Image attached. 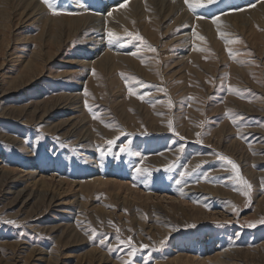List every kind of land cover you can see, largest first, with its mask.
<instances>
[{
    "label": "rangeland",
    "instance_id": "374dc122",
    "mask_svg": "<svg viewBox=\"0 0 264 264\" xmlns=\"http://www.w3.org/2000/svg\"><path fill=\"white\" fill-rule=\"evenodd\" d=\"M183 1L0 0V264H264V0Z\"/></svg>",
    "mask_w": 264,
    "mask_h": 264
},
{
    "label": "bare ground",
    "instance_id": "6f19581e",
    "mask_svg": "<svg viewBox=\"0 0 264 264\" xmlns=\"http://www.w3.org/2000/svg\"><path fill=\"white\" fill-rule=\"evenodd\" d=\"M31 1H33V0H31ZM117 1H119V0H113V5H116V4H114L115 2H117ZM136 1H138V0H136ZM140 1V0H139ZM170 1V0H169ZM181 1H183V0H181ZM207 1H209V0H188V2L189 3H193V4H195V3H200V4H202V3H205V2H207ZM108 2V1H107ZM137 3H139V2H135L134 3V1H131V2H129V4H128V8L130 7V6H132V5H134V4H137ZM183 3H185V4H188V3H186V2H184L183 1ZM259 3V2H258ZM103 4V3H102ZM31 4H28V6H30ZM183 5V4H182ZM259 5H261V6H264V3H262V4H258L257 6H259ZM101 6H104V9H106L107 8V6L106 5H101ZM109 6V5H108ZM172 6V5H171ZM89 7V6H88ZM185 7H187V6H185ZM256 7V6H255ZM255 7H253L252 9H250V10H246V11H249V13H250V16H252L253 17V19H255V20H257L258 19V16H260L259 14H260V11H261V7L259 6L258 8H255ZM257 9H260V10H257ZM121 10H123V9H121ZM39 11V10H38ZM245 11V12H246ZM99 12V11H98ZM118 12V11H117ZM115 13V14H118V13ZM264 12V11H263ZM162 13V10L160 11V14ZM244 12H242L241 14H243ZM36 14V13H35ZM245 14V13H244ZM37 15V14H36ZM193 15V14H192ZM38 16H39V14H38ZM48 16V15H47ZM249 16V17H250ZM261 17V16H260ZM260 17H259V19H260ZM116 18H117V16L112 20V22L113 23H111V25H114V23H115V21H116ZM190 18V17H189ZM188 18V19H189ZM80 20H77V21H70V25H72V26H74V31L75 30H77V28H78V26H77V23L76 22H78V21H81L82 20V26L81 27H83L87 22L89 23V21H90V24H91V27H88V28H91V31H93V33H92V35H95V37H98V36H100L103 32H102V30H106L105 29V26L106 27H110L111 25L107 22V23H105V24H103V23H101L99 20H98V18L97 17H95V16H89V15H83V17L82 18H79ZM262 19V18H261ZM217 20V19H216ZM248 20V19H247ZM193 21H194V23H198V21L195 19H193ZM215 21V20H214ZM260 21V20H259ZM110 22V21H109ZM181 22V21H180ZM202 25V24H201ZM76 26V27H75ZM100 27H103L102 29H100ZM208 27V26H207ZM195 28V27H194ZM203 28V27H202ZM216 28V27H215ZM114 29V28H113ZM119 29V28H118ZM209 29V28H208ZM211 29V28H210ZM226 29V28H225ZM79 30V29H78ZM111 30V29H110ZM116 30V29H115ZM200 30V29H199ZM203 30V29H202ZM90 31V30H89ZM100 33V34H96V33ZM114 32V31H113ZM87 33V32H86ZM80 35V34H79ZM84 35V34H83ZM194 35V34H193ZM206 35V34H205ZM88 36V35H87ZM183 36V35H182ZM188 36V35H187ZM210 36V35H209ZM189 37V36H188ZM184 38V37H183ZM182 38V39H183ZM190 38V37H189ZM197 38V37H196ZM193 39H195V38H193ZM103 45H102V43H101V41L100 40H98V42L94 45V49H97V48H99V47H102ZM110 53V52H109ZM108 52L107 53H105V55L103 54V56H102V58L100 59V62H98L99 63V65L100 66H103L104 64L106 65V63H107V60H109V59H114L113 58V56L111 55L110 56V54H109ZM98 59H99V57H98ZM109 65V64H108ZM173 160V159H172ZM165 163V162H164ZM167 163V162H166ZM103 183H105V181L103 182ZM115 184V183H114ZM187 195V194H186ZM202 260V259H201ZM203 262H205V261H203Z\"/></svg>",
    "mask_w": 264,
    "mask_h": 264
},
{
    "label": "snow or ice",
    "instance_id": "6c2138e0",
    "mask_svg": "<svg viewBox=\"0 0 264 264\" xmlns=\"http://www.w3.org/2000/svg\"><path fill=\"white\" fill-rule=\"evenodd\" d=\"M44 3H46L50 9H53V3H52V0H43ZM186 3H188V7H189V10L190 11H193L195 12L196 8L198 7H206L205 4H200V3H189L188 0H185ZM209 2H215V0H209ZM53 11L55 12V9H53ZM215 22V21H214ZM110 38H115V39H119V37H115L113 33H109L108 34ZM137 39H141V37L137 36L136 37ZM201 39H203V37H201ZM228 42H231V41H228ZM171 126V125H170ZM108 143H113V141H109ZM126 150V146L125 147H122L121 148V152L125 151ZM221 159H224V160H227L226 157H220ZM228 163L232 165L233 169H236V165L231 161V160H228ZM138 171H140V169H138ZM243 183L247 184L246 181H243ZM249 188H250V185H249ZM245 195H247V193H243Z\"/></svg>",
    "mask_w": 264,
    "mask_h": 264
}]
</instances>
